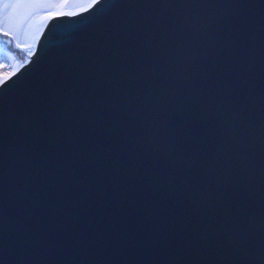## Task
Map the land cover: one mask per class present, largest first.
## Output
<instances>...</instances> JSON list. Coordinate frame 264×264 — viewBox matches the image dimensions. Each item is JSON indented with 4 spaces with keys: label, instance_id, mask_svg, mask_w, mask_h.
I'll list each match as a JSON object with an SVG mask.
<instances>
[{
    "label": "water",
    "instance_id": "1",
    "mask_svg": "<svg viewBox=\"0 0 264 264\" xmlns=\"http://www.w3.org/2000/svg\"><path fill=\"white\" fill-rule=\"evenodd\" d=\"M0 89V264L264 257V0H100Z\"/></svg>",
    "mask_w": 264,
    "mask_h": 264
},
{
    "label": "rangeland",
    "instance_id": "2",
    "mask_svg": "<svg viewBox=\"0 0 264 264\" xmlns=\"http://www.w3.org/2000/svg\"><path fill=\"white\" fill-rule=\"evenodd\" d=\"M73 1L20 0L19 3H5L4 0H0V44L9 50L5 54V63L16 59V57L14 58L16 54L12 51L13 49H22L25 52H29L51 17L72 15L92 4L91 0H77L78 8L73 12L71 11ZM31 17L35 18L34 23L26 26V22ZM4 33H7V35L3 36ZM1 61L0 63H2ZM18 68H15L16 71Z\"/></svg>",
    "mask_w": 264,
    "mask_h": 264
},
{
    "label": "trees",
    "instance_id": "3",
    "mask_svg": "<svg viewBox=\"0 0 264 264\" xmlns=\"http://www.w3.org/2000/svg\"><path fill=\"white\" fill-rule=\"evenodd\" d=\"M72 1V0H71ZM77 0H74L72 2V6H71V11L75 12L78 8V4H76ZM68 10V8H66ZM5 36V35H3ZM35 48V44H33L31 46V49L30 51L32 52ZM12 51H14V53L16 54V56L14 55V58L16 57L15 60L9 62V63H5L4 60H2L1 62L4 63L6 65V67L3 69V72L4 73H7L8 75H4L3 76V80L7 77H9L11 74H13L16 69L15 68H18L20 67L21 65H23L21 63L22 60H25L27 58V60L29 59V56H28V53L29 52H25L23 51L22 49H13ZM17 65V66H16ZM16 66V67H15ZM15 67V68H14ZM15 69V70H14Z\"/></svg>",
    "mask_w": 264,
    "mask_h": 264
},
{
    "label": "snow or ice",
    "instance_id": "4",
    "mask_svg": "<svg viewBox=\"0 0 264 264\" xmlns=\"http://www.w3.org/2000/svg\"><path fill=\"white\" fill-rule=\"evenodd\" d=\"M5 3H19L20 0H4ZM100 0H91V3L93 4H97L99 3ZM4 35H7V33H4ZM8 49H5L2 44H0V60H4L5 59V54L8 52ZM28 56H32L31 51H29ZM22 64L25 63H30L29 60L25 59L21 61ZM6 67V65L4 63H0V89H3V87L5 86V82L3 81V76L4 75H8L7 73L3 72V69Z\"/></svg>",
    "mask_w": 264,
    "mask_h": 264
},
{
    "label": "clouds",
    "instance_id": "5",
    "mask_svg": "<svg viewBox=\"0 0 264 264\" xmlns=\"http://www.w3.org/2000/svg\"><path fill=\"white\" fill-rule=\"evenodd\" d=\"M245 264H264V257H262L259 247L250 250L246 254Z\"/></svg>",
    "mask_w": 264,
    "mask_h": 264
},
{
    "label": "bare ground",
    "instance_id": "6",
    "mask_svg": "<svg viewBox=\"0 0 264 264\" xmlns=\"http://www.w3.org/2000/svg\"><path fill=\"white\" fill-rule=\"evenodd\" d=\"M34 21H35V18L34 17H31L27 22H26V26H30V25H32L33 23H34Z\"/></svg>",
    "mask_w": 264,
    "mask_h": 264
}]
</instances>
